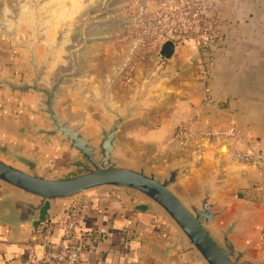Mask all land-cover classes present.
I'll return each mask as SVG.
<instances>
[{"label":"crops","instance_id":"1","mask_svg":"<svg viewBox=\"0 0 264 264\" xmlns=\"http://www.w3.org/2000/svg\"><path fill=\"white\" fill-rule=\"evenodd\" d=\"M163 1L169 0L46 2L42 11H52L32 22L40 30L32 26L16 36L0 32V78H31V47L37 63L46 61L48 84L59 67H69L70 48L85 40V48L75 53L80 72L56 96L60 116H74V124L85 121L86 136H94L111 123L104 102L119 111L141 104L121 125L115 154L159 175L181 166L172 189L184 200L201 198L209 183L213 210L221 212L213 225L234 223L230 238L236 247L264 264V167L234 157L237 151L264 153V0H217L219 43L203 51L175 40L170 58L161 56L160 41L130 39L129 33ZM40 99L38 92L0 84V159L26 169L11 156L24 155L51 178L79 172L78 152L59 135L41 133L50 125ZM180 126L190 129L183 144L176 135ZM5 192L13 190L0 183V195ZM147 203L136 191L107 188L56 206L81 207L75 230L83 243V264H203L193 247L174 246L177 228L146 209ZM53 212L46 209V215ZM35 226L0 222V264H31L34 252L64 243L58 226L48 243L34 233Z\"/></svg>","mask_w":264,"mask_h":264},{"label":"water","instance_id":"2","mask_svg":"<svg viewBox=\"0 0 264 264\" xmlns=\"http://www.w3.org/2000/svg\"><path fill=\"white\" fill-rule=\"evenodd\" d=\"M86 41L69 50V67H59L54 76L45 83V62H36L33 50L30 64L33 76L28 80L14 81L0 78V84L21 92L32 90L41 95V111L46 113L49 127L42 128L47 136H60L71 149H75L79 158L76 164L80 171L63 177L51 178L47 172H39L34 160L21 154H12L13 159L26 169L16 167L0 159V183L13 190L0 195V222L12 226L26 223L37 225L41 219L50 216L62 217L66 206H56L59 200H68L82 193L102 187L133 190L147 198L145 208L170 221L178 230L174 246L193 247L203 264H259L246 256L247 250L236 247L230 235L234 232V223L225 227H215L216 204L211 202L210 184L206 183L203 196L198 200H184L172 189L182 170L181 166L168 168L164 174H157L141 163L129 164L115 152L119 147L118 131L123 123L130 120L141 104H128L124 111L113 108L108 102L103 106L112 115L111 123L102 126L94 136H86L85 121L74 124L75 117L67 115L64 119L55 108L56 96L68 79L80 72L75 53L82 51ZM176 48L175 40L167 38L160 43V54L170 58ZM51 207L53 214L46 215Z\"/></svg>","mask_w":264,"mask_h":264},{"label":"built area","instance_id":"3","mask_svg":"<svg viewBox=\"0 0 264 264\" xmlns=\"http://www.w3.org/2000/svg\"><path fill=\"white\" fill-rule=\"evenodd\" d=\"M147 42L154 43L167 38L179 42H193L203 51L217 45L221 40L218 23L217 0H169L160 4L159 10L146 16L139 23ZM204 79L208 70L202 67ZM209 97V88L205 89ZM183 144L190 136L188 126L178 127L176 134ZM237 161L264 167V153L235 152ZM81 215V207L70 204L62 217L50 216L42 219L33 229L48 243V237L58 226L64 243L56 248L47 247L40 254L33 253L31 264H83V243L76 234V220ZM264 248V216L260 233Z\"/></svg>","mask_w":264,"mask_h":264},{"label":"rangeland","instance_id":"4","mask_svg":"<svg viewBox=\"0 0 264 264\" xmlns=\"http://www.w3.org/2000/svg\"><path fill=\"white\" fill-rule=\"evenodd\" d=\"M57 0H0V32L16 36L20 32L30 31L33 25L34 18L37 17V24L40 23L41 16H47L44 13L52 11L50 9L43 10L41 6L46 2H56ZM135 27V26H134ZM134 31H129L131 38H143L144 33L140 26ZM35 28L40 30V25ZM133 29V26H132ZM143 42V41H142ZM140 44V43H138ZM141 46L147 47L148 44L141 43ZM110 187H102L100 190ZM98 190V189H97Z\"/></svg>","mask_w":264,"mask_h":264}]
</instances>
